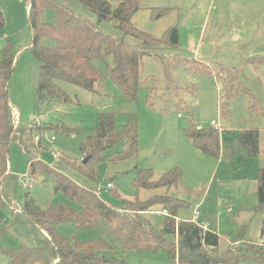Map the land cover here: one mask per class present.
I'll return each mask as SVG.
<instances>
[{
	"label": "rangeland",
	"instance_id": "rangeland-1",
	"mask_svg": "<svg viewBox=\"0 0 264 264\" xmlns=\"http://www.w3.org/2000/svg\"><path fill=\"white\" fill-rule=\"evenodd\" d=\"M28 1L1 0L7 24L0 31V43L10 40L16 52L14 71L9 80L14 111L23 123L35 124L39 118L41 123L38 125L77 129V132L35 131L33 140L39 143V158L79 185L96 187V182L76 170V165L88 155L81 150V143L95 134L99 113L114 111L118 131L130 119L136 121L139 149L128 159L101 164L102 177H106L101 182L105 186L101 195L106 200L121 203L120 198L111 194V188H106L108 182L126 199L137 196L147 200L155 195L176 197L189 202L187 208L179 211V218L191 220L197 209L200 212L198 222L208 223L206 229L210 227L219 234V251L244 248L243 242L234 241L239 238L264 246V210L259 207L257 194L259 172L264 169V63H252L264 57V0H141L142 8L133 16V25L156 38L177 26L179 43L176 47L157 48L153 55L142 58L140 79L143 87L137 100L125 96L111 78H106L96 92L60 82L69 100L56 101L41 110L35 91L39 61L30 47L33 32ZM66 5L93 24H99L107 33L132 44L141 42L124 34L115 21L99 22L95 12L76 0H67ZM158 7L170 11L154 19L152 11ZM95 64L104 67L99 62ZM229 73H235L243 82L237 92L230 91V97L221 86ZM212 120L218 121L220 127L221 152L218 156L204 154L183 132L184 127L193 124L209 128ZM246 129L259 130V153L243 160L245 152L236 139ZM53 135L56 140H51ZM228 145L235 148L233 159H230ZM121 148L118 145L104 154ZM51 152H60V160L56 161ZM64 156L75 164L74 168L64 164ZM9 157L11 172L4 188L6 195L8 193L18 206H23L21 196L27 192L41 205L52 199L74 205L62 192L55 193L53 185H48L44 177L30 175L29 158L16 142L10 146ZM139 168H152V180H159L170 169L180 168L182 181L179 186L138 189L133 179ZM25 175L29 178V187L21 184V177ZM161 209L162 206L157 205L147 214L158 228L162 226L164 211ZM56 229L71 238L74 224H58ZM76 235L81 240L102 239L123 254L121 239L111 233L105 222H100L95 229L77 231ZM16 238L6 234L0 244L6 248L17 247L21 242ZM165 254L128 251L125 258L127 264H168ZM0 264H8V256L2 249Z\"/></svg>",
	"mask_w": 264,
	"mask_h": 264
},
{
	"label": "trees",
	"instance_id": "trees-1",
	"mask_svg": "<svg viewBox=\"0 0 264 264\" xmlns=\"http://www.w3.org/2000/svg\"><path fill=\"white\" fill-rule=\"evenodd\" d=\"M67 0H29V19L31 24V49L39 61L38 80L35 86L40 110L50 107L56 101H68V93L60 82H68L86 90L96 92L106 78H111L122 89L125 96L137 100L139 90L143 87L140 79L141 60L146 55H153L154 50L165 45L176 47L179 43L177 26L168 29L161 38H156L139 30L132 23L133 16L142 8L141 0H76L98 15L99 22L115 21L124 34L133 36L141 42L132 44L121 37L107 33L66 5ZM170 11L169 8H155L152 17L159 19ZM7 24L0 0V31ZM0 210L12 206V201L3 191V184L9 174V151L16 142L29 158V173L44 177L45 182L52 184L55 193L62 192L74 205L59 201H46L39 204L30 192L23 195L21 213L38 229L47 233L44 243L38 247L21 245L15 248L0 249L8 256V264H127L125 253L128 251H166L171 262L180 264H241L255 261L264 264V246L243 241L244 248L238 251L227 249L219 251V234L204 229L192 220H178L181 209L187 208L189 202L168 195H155L147 200L137 196L126 199L115 187L111 194L120 198L115 204L106 200L98 190L105 179L102 177L101 164L128 159L137 154L138 126L134 119L118 131L115 126V115L112 112H101L98 115L95 134L81 143V150L90 156L86 164L76 165V170L96 187H83L54 165L39 158L38 145L33 140L35 131L62 130L77 132L59 125H38L34 123L14 124L12 105L9 95V80L14 71L16 52L10 40L0 43ZM163 61V60H162ZM95 62L104 67H98ZM251 63V62H250ZM254 64L264 63V57L253 60ZM234 72V70L232 71ZM230 79V80H229ZM243 82L235 73L223 78L222 90L237 92ZM246 88V87H245ZM236 90V91H235ZM247 90V89H246ZM248 91V90H247ZM226 111V106L224 107ZM226 114V112L224 113ZM197 125L184 127V134L192 144L204 154L218 156L221 152L219 130L202 128ZM244 150L243 160L255 157L259 153V130L246 129L236 139ZM122 148L110 154L105 151ZM229 148L230 145H228ZM236 151L231 148L230 159ZM62 161L66 166L75 164L66 156ZM152 168H139L133 184L139 188L154 189L165 186H179L182 181L180 168L166 171L159 180H152ZM259 207L264 210V169L258 178ZM157 205L162 206V226L147 216ZM74 224L72 237L59 233L58 224ZM100 222L109 225L113 235L119 237L123 246L120 255L106 241L93 238L81 240L77 231L95 229ZM9 231L8 223L0 217V239Z\"/></svg>",
	"mask_w": 264,
	"mask_h": 264
},
{
	"label": "crops",
	"instance_id": "crops-1",
	"mask_svg": "<svg viewBox=\"0 0 264 264\" xmlns=\"http://www.w3.org/2000/svg\"><path fill=\"white\" fill-rule=\"evenodd\" d=\"M10 172H11V167H10V162H9V174H10ZM23 177L24 176L21 177V180ZM5 184L6 183L4 182V184H3V191L4 192H6L5 188H4ZM21 184H22V182H21ZM7 195L9 196L8 193H7ZM9 198L12 199L10 196H9ZM21 198H23V195L21 196ZM11 201H12V206L6 207V208H3L0 210V217L2 216L1 218H3L5 220V222L8 223V226H9V231H8L7 235H10V236L15 235L17 237L16 239L19 241V243L21 242L20 245L17 247H20L23 244L28 245L30 247L41 246L44 243V240H45V237L47 236V233L45 232V230L38 229L33 224H31L29 222V220L21 213L23 206H18L16 204L15 200H11ZM197 218L192 217L191 220L197 222L199 225H203V224L207 225V226L209 225L208 223L198 222ZM177 219L183 220V219H180L179 216ZM207 229L210 230V227H208ZM4 237H6V235L3 236L2 238H4ZM4 248H6V247H4ZM11 248H13V247H11ZM145 252H148V251H145ZM162 252L166 253L165 258H166V261L168 262V264H170V263L171 264H180L178 262H175V263L171 262L166 251H160L158 253H162ZM141 253H143V252H141ZM158 253H154V254H158Z\"/></svg>",
	"mask_w": 264,
	"mask_h": 264
},
{
	"label": "built area",
	"instance_id": "built-area-1",
	"mask_svg": "<svg viewBox=\"0 0 264 264\" xmlns=\"http://www.w3.org/2000/svg\"><path fill=\"white\" fill-rule=\"evenodd\" d=\"M179 116H181V114H179ZM13 119H14V124H15L16 126H18V125L20 124V116H19V114L16 113L15 111H14V113H13ZM40 123H41V120H40L39 118H36V120H35V124H40ZM210 126H211L212 128L217 129V130H220L219 122L216 121V120H212V121L210 122ZM196 128H197L198 130H200V129H202L203 127H202L201 125L198 124V125L196 126ZM37 138L39 139V137H37ZM51 140H56L55 135L51 136ZM51 154H52L53 158H54L56 161H59L60 158H61V156H62V154H61L60 152H51ZM21 182H22L23 187H29V186H30L28 176H24V177L22 178ZM112 187H113L112 183H111V182H108L106 188L109 189V188H112ZM104 189H105V186H99V187H98V190H99V191L104 190ZM198 206H199V204L196 205V208H198ZM164 213L166 214L167 212L164 211ZM199 214H200V212H199L197 209H195V218H197V217L199 216ZM201 226H202L204 229L207 227V225H204V224L201 225Z\"/></svg>",
	"mask_w": 264,
	"mask_h": 264
},
{
	"label": "water",
	"instance_id": "water-1",
	"mask_svg": "<svg viewBox=\"0 0 264 264\" xmlns=\"http://www.w3.org/2000/svg\"><path fill=\"white\" fill-rule=\"evenodd\" d=\"M90 159V156H87L84 160H83V164H86Z\"/></svg>",
	"mask_w": 264,
	"mask_h": 264
}]
</instances>
